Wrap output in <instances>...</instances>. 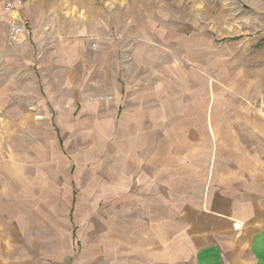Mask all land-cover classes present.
Listing matches in <instances>:
<instances>
[{
    "label": "crops",
    "instance_id": "crops-1",
    "mask_svg": "<svg viewBox=\"0 0 264 264\" xmlns=\"http://www.w3.org/2000/svg\"><path fill=\"white\" fill-rule=\"evenodd\" d=\"M21 12L28 18L25 4ZM0 28L9 33L5 23ZM28 28L18 38L33 36L31 23ZM142 56L150 58L146 78L138 74L116 87L108 72L103 94L114 101L88 105L93 112L107 106L101 121L87 122L104 124L97 135L107 168L103 194L92 201L119 208L115 214L117 206L106 209L100 231L89 228L87 236L97 238L71 264H264L263 155L239 136V118L216 116L217 104L211 110L206 95L196 98L192 88L199 81L181 69L177 81L171 61L159 70L148 51ZM71 73L56 84L74 85ZM6 76L0 86V264H64L74 250L70 237L84 236L79 222L94 219L78 217L76 194L63 195L59 177L48 184L45 102L31 91L18 101L13 75ZM49 118L56 122L62 113ZM247 125H257L264 139V117ZM30 134L38 139L34 145Z\"/></svg>",
    "mask_w": 264,
    "mask_h": 264
},
{
    "label": "rangeland",
    "instance_id": "rangeland-1",
    "mask_svg": "<svg viewBox=\"0 0 264 264\" xmlns=\"http://www.w3.org/2000/svg\"><path fill=\"white\" fill-rule=\"evenodd\" d=\"M7 1L10 0H0V7ZM23 3L34 35L22 40L0 28V86L6 85L9 71L18 101L28 97L30 91L44 100L48 116V184L59 177L63 195L67 190L76 194L78 217L85 220L92 214L94 219L89 224L79 222L84 236L73 240L70 237L74 250L70 249L64 264L77 259L87 240L97 238L87 236L89 228L95 224V233L100 231L106 209L117 206L105 208L93 203V197L102 196V184L107 179L105 144L102 134L97 135L104 124L87 122L101 121L107 106L97 107L104 100L114 101L113 96L103 94L107 88L103 78L110 72L117 81L112 86L116 87L125 86L138 74L146 78L150 58L142 55L147 51L158 62L159 70L161 64L171 61L177 81L182 74L186 79L199 81L192 92L202 100L206 95L211 110L217 104L216 116L239 118V136L262 154L264 161V139L258 135L257 125L255 130L247 125L248 119L264 117V0ZM178 69L182 70L181 75ZM69 70L75 84H56ZM89 104L97 105L94 112ZM52 113H62V118L51 121ZM29 141L34 145L38 139L30 134ZM31 159L37 161L38 157ZM48 191L51 201L54 190ZM48 249L54 254L53 245Z\"/></svg>",
    "mask_w": 264,
    "mask_h": 264
},
{
    "label": "built area",
    "instance_id": "built-area-1",
    "mask_svg": "<svg viewBox=\"0 0 264 264\" xmlns=\"http://www.w3.org/2000/svg\"><path fill=\"white\" fill-rule=\"evenodd\" d=\"M23 6V0H10L0 7V22L7 25L10 36L13 38L26 34L29 29L30 22L21 12Z\"/></svg>",
    "mask_w": 264,
    "mask_h": 264
}]
</instances>
